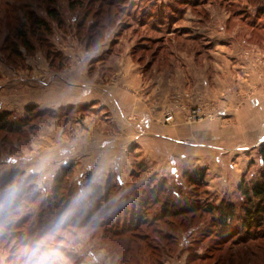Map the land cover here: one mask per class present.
<instances>
[{
    "label": "rangeland",
    "instance_id": "374dc122",
    "mask_svg": "<svg viewBox=\"0 0 264 264\" xmlns=\"http://www.w3.org/2000/svg\"><path fill=\"white\" fill-rule=\"evenodd\" d=\"M123 4L0 0V113L8 111L10 119L18 120L25 116L26 106H34L20 132L0 131V178L11 170L21 171L16 177L20 180L33 175V190L41 198L30 203L22 193L14 205L5 206L4 223L25 218L11 228L0 225V264H29L33 255L32 264H264V238L252 239L264 229L251 225L249 234L241 232L245 203L237 190L242 176L249 181L264 167L259 155L264 145V0H127ZM47 8H55L59 19L53 20ZM27 12L44 19L47 27L31 25ZM15 32L27 35L31 50L17 43V55L11 38ZM132 77L137 86L129 83ZM153 80L169 84L164 87L167 102L181 112L186 124L205 127L198 134L202 144L218 152L212 159L216 162L202 167L203 182L193 185L184 172L199 167L181 170L163 161L158 165V159L148 157L138 145L129 147L122 171L108 175L121 189L113 193L115 205L130 209L136 193L161 183L159 202L147 205L148 220L161 214L164 200L172 202V208L191 202H232L236 216L225 229V242L212 229L211 216L218 214L201 207L156 221L172 234L168 248L162 239V243L143 239L142 230L118 233L115 238L108 226L67 225L42 233L35 243L45 246L28 256L26 251L34 246H21L17 232L36 234L52 223L55 212L38 217V211L62 166H73L63 180L72 205L82 212L90 205L87 181L104 184L108 179L100 175L93 180L81 165L89 144L99 143L98 136L92 139L90 122L99 127L94 116L104 106L70 100L100 95L115 103L127 94L146 104L151 101L146 90ZM171 108L163 112L164 123L174 121ZM196 108L199 113L191 118ZM123 117L124 124L131 122V116ZM224 127L225 135L215 133ZM16 178L4 186L7 192L16 191ZM149 239L157 246L154 258L146 248Z\"/></svg>",
    "mask_w": 264,
    "mask_h": 264
},
{
    "label": "trees",
    "instance_id": "16d2710c",
    "mask_svg": "<svg viewBox=\"0 0 264 264\" xmlns=\"http://www.w3.org/2000/svg\"><path fill=\"white\" fill-rule=\"evenodd\" d=\"M100 2H104L108 5H111L113 3H118L126 5L127 0H99ZM188 1V0H187ZM133 4L132 2L128 3V5ZM122 9V6H120V11ZM47 14L53 19L57 20L59 19L58 11L55 8H47L46 9ZM28 19L31 20V25L37 26L38 28L47 27V22L36 16L33 12H27ZM21 29V28H18ZM14 37H11L12 40H14V48L13 50L19 55V50L17 47V43H19L21 46H23L26 50H31L33 47L32 43L29 41L27 35L23 32H15ZM34 111V106H26L25 107V116L18 120H12L9 118L10 112L8 111H2L0 113V131H7L10 133L20 132L22 127H24L28 123V117L30 114H32ZM37 114H42L40 111H36ZM259 155L261 158V161L264 166V145H262L259 148ZM72 164L64 165L61 167V169L58 171V173L54 176L52 186V192L48 196V198L44 199V203L42 204L43 207L38 211V217L42 216L44 213H54L55 217L54 220L51 221L52 223L50 225H45L46 228H44L43 232H38L35 234V232L31 233H23V230H20V232H17L18 234V241L20 240L21 246H27V245H33L31 252H28V256L33 254V250L37 248L42 249L45 244H39L35 243L37 241V238L41 236L42 233L48 232L49 229L50 232L55 231L57 228H62L63 226L67 227V225L72 226L74 228H83L86 226L91 227H102V226H108L109 233L112 234L113 237L118 236V233H124L129 232L132 234L137 233L139 230H142L140 234L144 235L143 239L154 238L158 240L159 242L165 241L163 245L165 247H169V240L172 234L168 232V230H165L162 227H159L156 225V221H161L164 218H167L169 216H177L179 214L185 213V212H193L200 210L201 207L205 209V211L209 213H217L218 215H212V229L216 231L218 234V237H221L222 240H224L225 234H228L229 224L233 221V218H235V205L232 202H220V204H206L201 202H191V203H185L181 208H177L173 206V203L169 200L162 201V212L161 214H156L153 216L152 220H148V209L147 205L150 202L158 203L160 200L161 194L159 193V190H163L164 186L163 183L159 185H153V187L149 188L147 192L143 194H135V203H131V208L127 209L126 205L119 209L115 205V200L113 199V193L117 191L119 188L116 187L115 184L112 183L113 175L108 176L107 181L102 184L98 185L90 180L87 181L85 184L86 188H88V193L90 197L89 199V209L85 210V212L80 211L78 209V206L72 205L71 203V196H70V189L66 187V183L64 182V177L67 176L71 169ZM21 171L17 170H11L7 173H5L0 178V202H2V211L0 212V225L5 224L7 228H11L9 226H18L24 222L22 220L24 217H19L17 220H13V222L4 223V214H5V206L14 205L16 200L15 197L18 198L21 197L22 193L25 197L29 199L30 203L36 202L40 198V195L38 194L36 190H33L34 185L31 181L33 178V175L27 176L22 178L21 180L16 178L19 176ZM205 174V169L202 167L196 168L193 171H186L184 172L185 177L192 182L193 185L196 184H202L203 178ZM17 180V186H15L16 191H12V189L7 192V190L4 188V186L8 184H12V181L14 179ZM119 185V183H118ZM135 183L131 186H134ZM122 186V185H119ZM158 186V187H157ZM66 187V188H65ZM2 190V191H1ZM118 190H121L120 188ZM237 190L240 192L243 201L245 203V206L243 207V217L241 218L242 223V230L244 234H249L248 228H250L251 225H255L257 227H263L264 229V167L261 169L257 177L246 181L245 177H241L240 182L237 186ZM128 199V196H124ZM125 199V200H126ZM15 200V201H14ZM83 202V201H81ZM127 202H129L127 200ZM132 202V201H130ZM8 205V206H9ZM9 206V207H11ZM50 209V210H49ZM78 213L77 217L72 218V216L75 213ZM40 213V215H39ZM111 214H114V217H112ZM96 217V218H95ZM62 219V220H61ZM169 219V218H167ZM17 221V222H16ZM171 220H168V222ZM48 227V228H47ZM63 227V228H64ZM151 229V231H149ZM15 233V231L13 232ZM151 234H156V236H151ZM264 232L260 236H253L252 239L256 240L259 238H264ZM116 238V237H115ZM160 239H162L160 241ZM251 239V240H252ZM245 241V240H243ZM146 242V248L150 250L149 255L154 258V250L157 247L152 246L153 240L149 239V242ZM225 242V240H224ZM217 244V247H221L222 243ZM162 243V242H161ZM235 243V242H233ZM35 244V245H34ZM47 246V245H46ZM40 247V248H38ZM230 245L227 247V250L229 249ZM146 250V252H148ZM27 253L25 254V257L27 256ZM153 254V255H152ZM34 261V255L32 258ZM30 261L29 264H32L33 262ZM153 261L152 263H154Z\"/></svg>",
    "mask_w": 264,
    "mask_h": 264
},
{
    "label": "crops",
    "instance_id": "0c3cea01",
    "mask_svg": "<svg viewBox=\"0 0 264 264\" xmlns=\"http://www.w3.org/2000/svg\"><path fill=\"white\" fill-rule=\"evenodd\" d=\"M133 77L129 83H134ZM168 85H160V82L153 80L149 90H146L151 95V101L149 99L146 104L129 98L130 95L126 93L125 99L122 98L121 102L114 101L115 103L100 95L89 96L83 100H70L72 103L98 102L100 106H104L101 114L94 116L98 120L99 127H96L97 124L93 120L90 122L94 126L91 130L95 132L92 135L99 137V143L89 144L81 164L86 172L93 175V180L100 175L107 177L114 170L122 171L127 148L133 149L137 145L138 150L146 153L148 157L158 159V165L163 161V165L168 163V166L180 167L181 170L214 165L216 161L212 160L213 155L218 152L210 150L207 144H202L198 134L205 130V127L198 123L186 124L181 112L169 106L166 99L167 91H164V87ZM134 86L137 84L134 83ZM167 107L171 108L175 115L172 123H164L162 120L163 112ZM124 114L131 116L130 123L124 124L122 121ZM242 123L243 120L240 121L239 135H241ZM227 132V128L224 127V129L218 128L215 133L225 135ZM214 144L218 145L219 142L215 141ZM122 153L124 156L121 155ZM94 181L99 185L103 183Z\"/></svg>",
    "mask_w": 264,
    "mask_h": 264
},
{
    "label": "built area",
    "instance_id": "2783aa9c",
    "mask_svg": "<svg viewBox=\"0 0 264 264\" xmlns=\"http://www.w3.org/2000/svg\"><path fill=\"white\" fill-rule=\"evenodd\" d=\"M198 113H199V109H198V108H196V109H192V110H191V115H190V117H191V118H196L197 115H198Z\"/></svg>",
    "mask_w": 264,
    "mask_h": 264
}]
</instances>
